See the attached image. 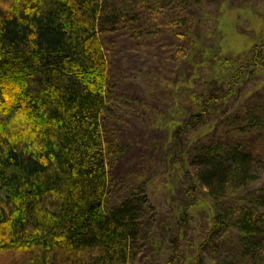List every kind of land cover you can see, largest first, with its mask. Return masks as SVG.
I'll return each instance as SVG.
<instances>
[{"label": "trees", "instance_id": "trees-1", "mask_svg": "<svg viewBox=\"0 0 264 264\" xmlns=\"http://www.w3.org/2000/svg\"><path fill=\"white\" fill-rule=\"evenodd\" d=\"M200 2L0 0V264L139 259L154 221L147 195L134 190L107 203L120 149L110 131L116 87L106 39L170 29L182 43L177 81L186 83L196 67L187 56ZM249 54L223 59L224 87L207 91L213 86L204 83L202 94L187 92L189 107L172 133V162L188 164L180 218L189 217L191 194L205 190L214 232L236 234V248L222 250L216 264H264V191L250 187L264 144L256 152L247 145L264 134V87L222 110L247 70L264 67V38ZM172 250L167 264H179Z\"/></svg>", "mask_w": 264, "mask_h": 264}, {"label": "rangeland", "instance_id": "rangeland-1", "mask_svg": "<svg viewBox=\"0 0 264 264\" xmlns=\"http://www.w3.org/2000/svg\"><path fill=\"white\" fill-rule=\"evenodd\" d=\"M197 7L195 42L187 56L191 63L190 58L197 61L186 83L177 81L183 62L177 46L181 49L182 43L175 45L170 29L159 25V32L140 40L124 31L106 39L116 87L110 131L120 149L110 170L112 187L107 203L116 205L132 191L142 189L154 215L150 239L134 264H167L175 245L179 264H194L195 259L200 264H216L222 250L236 248L234 232H214L215 205L205 190L191 194L194 204L187 210L189 217L180 218L178 203L183 201L188 164L172 162V133L189 107L187 92L202 94L204 83L206 88L213 86L207 91L214 90V85L224 87L228 70L219 67L223 59L248 58L249 49L264 38V0H201ZM147 22L153 24L154 20L151 23L149 16ZM240 82L237 95L223 100V111L237 107L251 93L259 94L264 87V67L247 70ZM254 137L247 145L256 152L259 143L264 144V134ZM257 161L256 180L250 187L264 191V157Z\"/></svg>", "mask_w": 264, "mask_h": 264}]
</instances>
